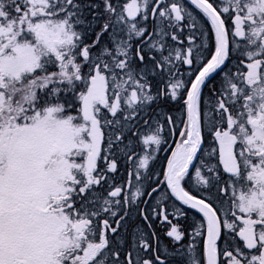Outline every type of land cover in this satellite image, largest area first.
Returning a JSON list of instances; mask_svg holds the SVG:
<instances>
[{
  "label": "snow or ice",
  "instance_id": "obj_1",
  "mask_svg": "<svg viewBox=\"0 0 264 264\" xmlns=\"http://www.w3.org/2000/svg\"><path fill=\"white\" fill-rule=\"evenodd\" d=\"M0 264H264V0H0Z\"/></svg>",
  "mask_w": 264,
  "mask_h": 264
}]
</instances>
